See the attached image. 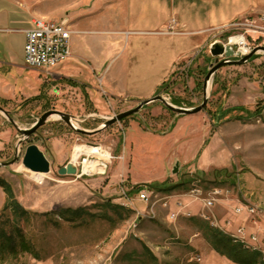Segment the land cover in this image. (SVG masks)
Masks as SVG:
<instances>
[{
    "label": "rangeland",
    "instance_id": "374dc122",
    "mask_svg": "<svg viewBox=\"0 0 264 264\" xmlns=\"http://www.w3.org/2000/svg\"><path fill=\"white\" fill-rule=\"evenodd\" d=\"M12 1L47 21L88 12L91 23L114 22L116 16L120 24L124 23L125 0ZM209 1L214 12L221 10L229 16L227 22L213 26L206 44L175 66L159 93L166 102L182 109L202 104L204 78L214 61L209 54L210 44L219 41L226 45L231 36L244 35L249 52L264 46V0ZM175 30L173 33L180 32L179 24ZM4 39L9 41L6 47ZM23 41L19 33L8 36L0 32V53L17 65L6 75L8 81L26 93H34L36 75L21 68ZM40 83L37 100L28 95H0V106L8 112V117L0 112V164L18 156L15 163L0 166V180L6 182L13 200L28 213L26 220L15 216L13 209L2 213L6 195L0 187V229L15 237L18 247L14 255L0 250V264H234L207 243L196 225L206 222L199 218L201 206L186 192L195 182L206 188H223L226 198L215 205L213 212L221 223L229 220V231L243 222V218L233 215L236 198L259 204L264 211V52H257L242 65L217 70L207 85V103L198 113L180 115L156 101L95 134H79L54 116L18 145L22 136L15 126L28 129L46 111L68 114L75 128L94 131L113 116L138 105L124 99L111 100L103 92L72 85L69 80L41 75ZM212 137L218 149L227 153L231 165L199 170L197 159ZM31 144L50 163V172L40 182L21 164ZM77 145L99 146L111 154L103 174L81 178L58 175V168L68 164ZM176 162L178 172L173 174ZM215 170H225L228 176L221 174L215 182ZM176 184L181 185L168 192L154 190L150 202H157L155 205L138 200V191L144 186ZM168 195L176 198L164 207ZM177 201L183 209L173 219ZM193 204L198 210H191ZM15 229L22 234L23 243H19Z\"/></svg>",
    "mask_w": 264,
    "mask_h": 264
},
{
    "label": "crops",
    "instance_id": "0c3cea01",
    "mask_svg": "<svg viewBox=\"0 0 264 264\" xmlns=\"http://www.w3.org/2000/svg\"><path fill=\"white\" fill-rule=\"evenodd\" d=\"M125 1L123 24L118 22V16L114 22L104 20L99 24L90 22L88 12L65 16L74 32L69 41L70 58L45 73L24 64L25 31L31 27L34 16L15 1L0 0V32L23 36V66L18 67L30 70L37 82L34 93H26L11 84L6 75L17 65L0 53V95L37 97L43 75L69 80L92 92H103L111 100L139 104L153 98L175 66L206 44L214 25L223 24L229 18L221 10L214 12L212 1L207 0ZM172 19L178 20L179 33L168 30ZM15 24L20 27L10 28ZM3 41L6 47L9 41ZM215 143L216 138H210L197 159V169H225L231 165L227 153L220 151ZM191 210H198L197 204Z\"/></svg>",
    "mask_w": 264,
    "mask_h": 264
},
{
    "label": "built area",
    "instance_id": "2783aa9c",
    "mask_svg": "<svg viewBox=\"0 0 264 264\" xmlns=\"http://www.w3.org/2000/svg\"><path fill=\"white\" fill-rule=\"evenodd\" d=\"M31 23V27L25 31L24 64L30 69L48 73V71L66 62L70 58L69 41L73 31L67 18H62L59 21H47L42 17H33ZM177 24L176 20L172 19L169 23L168 30L170 32L176 31ZM239 38L242 40V45L236 43V40ZM226 44L233 48H237L235 51L238 52L239 55L241 54L239 51L240 47L246 48L249 53L244 35L231 36L228 38ZM93 147L102 149L99 146ZM74 148L68 164L76 168L75 176L77 178H81L82 176L94 177L103 174L107 168L106 160L112 158L111 154L108 152H106L108 158L103 161H99L102 159L96 155H80L79 158L72 163ZM85 160L99 163L104 167L102 173L94 172V170H92V172L83 173V163ZM79 161L80 165L78 167H80V169L76 166L79 164ZM92 168L94 169V165ZM226 195V191L221 187L211 186L206 188L199 182L191 184L186 192V196L190 200L201 206L202 211L199 213V218L208 222L212 228L224 233L232 244L240 246L244 251L259 253L264 261V211L260 208L259 204H251L246 201L241 202L236 198L237 205L233 208V215L238 218H243V222L238 224L231 231L228 229L226 230L227 226L231 225L229 220H225L221 223L217 220L213 212L215 205L225 200L224 198H226ZM153 196L155 197L154 190L146 186L140 188L137 194L138 200L147 205L149 203H153V205L157 203L150 202ZM172 198H176V196L168 195L164 198V200H167L163 203L164 207L168 205L169 200ZM176 204L178 211L171 214V218L173 219H175L181 209H183L179 201H177ZM261 224H263L262 230L260 229ZM250 226H256V229Z\"/></svg>",
    "mask_w": 264,
    "mask_h": 264
},
{
    "label": "water",
    "instance_id": "95a60500",
    "mask_svg": "<svg viewBox=\"0 0 264 264\" xmlns=\"http://www.w3.org/2000/svg\"><path fill=\"white\" fill-rule=\"evenodd\" d=\"M264 52V46H258L253 48L248 54L243 55L239 60H234L233 58L235 56H238L239 53L234 50L233 47H231L228 44H223L219 41H215L212 44L209 45V54L214 59L213 64L210 65L209 70L204 78L203 83V94L204 98L202 101V104L191 109H182L179 107H175L162 97V95L158 94L155 95L153 98L145 100L140 102L135 108H132L130 110H127L125 112L119 113L116 116H113L112 118L108 119L101 128L94 130V131H85L78 128H75L74 125L71 123L72 117L68 114H65L63 112L57 111V110H49L44 112L37 120L36 122L28 129H19L15 126L12 119L8 118L11 124H13L17 130V132L22 136V139L18 141V145L21 144V142L28 140L32 135L37 133V130L42 127L50 117L57 116L62 121H64L68 126H70L74 131H76L79 134H95L102 129H105L109 127L110 125L115 124L116 122H120L128 117H131L135 114H137L145 105L159 101L161 102L167 109L180 114V115H192L195 113L200 112L207 103V97H206V89L209 80L214 75V73L219 70L220 68L226 66V65H242L246 63L248 60H250L257 52ZM223 57L224 59L219 61V58ZM0 112L3 113L5 116L8 117V112L5 111L0 106ZM18 156H15L11 161L0 164L1 167H6L8 165H11L17 161ZM21 164L24 168L35 172V173H44L47 174L50 172V163L46 159L45 155L39 150V148L36 145H29L26 147L24 154L21 158ZM178 172V163L176 162L172 173L176 174ZM57 173L59 176H75L76 175V168L70 164H66L65 166L59 167L57 170Z\"/></svg>",
    "mask_w": 264,
    "mask_h": 264
},
{
    "label": "trees",
    "instance_id": "16d2710c",
    "mask_svg": "<svg viewBox=\"0 0 264 264\" xmlns=\"http://www.w3.org/2000/svg\"><path fill=\"white\" fill-rule=\"evenodd\" d=\"M72 85H75L74 83H72ZM76 86V85H75ZM165 86V82H163L158 90H157V94H159L161 92V90H163ZM37 97L32 98V100H37ZM226 175V177L228 176L227 171H213V175H214V181L217 182V178L219 177V175ZM184 182H182L183 184ZM181 184H176L174 186H165V187H159V188H151L153 190L159 191V192H165V191H170L178 186H180ZM0 187L3 190V192L6 195V203L3 205L1 212L2 213H6L9 210L13 209L14 210V215L17 217H22L25 220L28 219V213L25 209H23L18 202L13 200V196L9 190L8 185L6 184V182H4L3 180H0ZM135 189L138 187H134ZM74 212V213H72ZM71 213L76 215V211H72ZM196 225L198 226V228L200 230H202L203 232V236H205V239L207 241V243L210 245V247L212 248L213 251H215L217 254H219L220 256L225 257L227 260L231 261L234 264H264V261L262 260V257L259 253L257 252H247L244 251L240 246L238 245H234L231 243L230 239L221 231L212 228L208 223L203 222L200 223H196ZM16 232V234L18 235L20 241L19 243H23V237L22 234L20 233L19 230H14ZM2 239V240H1ZM0 250L2 252L5 251V253L8 254H16L17 252V245H16V240L15 237H13L12 235H6V233L4 232V229H0ZM23 246L20 247V249L22 247H24L25 244H22ZM24 250V249H23Z\"/></svg>",
    "mask_w": 264,
    "mask_h": 264
},
{
    "label": "bare ground",
    "instance_id": "6f19581e",
    "mask_svg": "<svg viewBox=\"0 0 264 264\" xmlns=\"http://www.w3.org/2000/svg\"><path fill=\"white\" fill-rule=\"evenodd\" d=\"M236 43L239 45H242V40L239 38L236 40ZM239 51L241 53L245 54L247 52V49L240 47ZM52 117H54V116H52ZM71 123L74 124L73 120H71ZM80 155H96L97 157H99L101 159H107L108 158V154L98 147H88V146L77 145L74 148L72 161L75 162L79 158ZM93 165H94V169L92 168ZM103 168L104 167H102L99 163H95V162H92L89 160H85L83 163V173L92 172V170H94V172L102 173ZM28 173L34 178V180H36L38 182L42 181L43 178L45 177L44 173H35V172L30 171V170H28Z\"/></svg>",
    "mask_w": 264,
    "mask_h": 264
}]
</instances>
